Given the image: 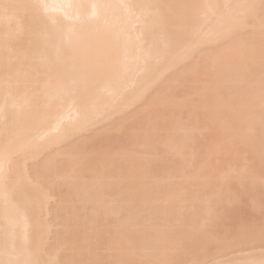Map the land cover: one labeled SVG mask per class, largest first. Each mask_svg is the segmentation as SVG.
Wrapping results in <instances>:
<instances>
[{
    "label": "bare ground",
    "instance_id": "bare-ground-1",
    "mask_svg": "<svg viewBox=\"0 0 264 264\" xmlns=\"http://www.w3.org/2000/svg\"><path fill=\"white\" fill-rule=\"evenodd\" d=\"M259 5L0 0V261L264 264Z\"/></svg>",
    "mask_w": 264,
    "mask_h": 264
},
{
    "label": "snow or ice",
    "instance_id": "snow-or-ice-1",
    "mask_svg": "<svg viewBox=\"0 0 264 264\" xmlns=\"http://www.w3.org/2000/svg\"><path fill=\"white\" fill-rule=\"evenodd\" d=\"M249 7H255V5H250ZM262 11H264V0H260V5ZM251 55H255V52L251 53ZM260 56L261 59L264 60V40H262L261 48H260ZM0 264H4L3 261H0ZM9 264H12V262H9ZM87 264H105V262L101 261H90L87 262ZM122 264H169V262L166 261H135V262H122Z\"/></svg>",
    "mask_w": 264,
    "mask_h": 264
},
{
    "label": "rangeland",
    "instance_id": "rangeland-1",
    "mask_svg": "<svg viewBox=\"0 0 264 264\" xmlns=\"http://www.w3.org/2000/svg\"><path fill=\"white\" fill-rule=\"evenodd\" d=\"M260 249H261V250H262V249L264 250V248H263V247H262V248H260ZM263 250H262V251H263ZM257 251H258V250H257ZM253 252H254V251H253ZM253 252H251V251H250V252H248V253L246 252V254L253 253ZM260 252H261V251H260ZM258 253H259V252H258ZM211 256H212V254H211ZM214 256H215V255H214ZM214 256H213V257H214ZM216 257H217V256H215L214 258H216ZM218 257H219V256H218ZM218 257H217V261H219V259L221 260V257H220L219 259H218ZM214 258H213V259H214ZM211 259H212V257H211ZM224 259H227V258H224ZM208 261H209V262H211L212 260H211V261H210V260H208ZM213 261H214V262H216V261H215V259H214ZM209 262H208V263H209ZM206 264H207V263H206ZM209 264H210V263H209ZM211 264H212V263H211Z\"/></svg>",
    "mask_w": 264,
    "mask_h": 264
}]
</instances>
